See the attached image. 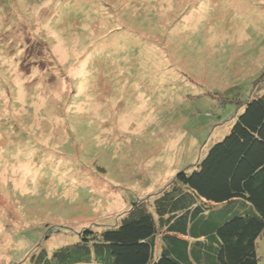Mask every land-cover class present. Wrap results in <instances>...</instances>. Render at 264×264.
Masks as SVG:
<instances>
[{
	"label": "rangeland",
	"instance_id": "rangeland-1",
	"mask_svg": "<svg viewBox=\"0 0 264 264\" xmlns=\"http://www.w3.org/2000/svg\"><path fill=\"white\" fill-rule=\"evenodd\" d=\"M80 1L0 0V264L152 201L264 90V0Z\"/></svg>",
	"mask_w": 264,
	"mask_h": 264
},
{
	"label": "trees",
	"instance_id": "trees-1",
	"mask_svg": "<svg viewBox=\"0 0 264 264\" xmlns=\"http://www.w3.org/2000/svg\"><path fill=\"white\" fill-rule=\"evenodd\" d=\"M68 3L64 9L71 8ZM73 3L81 7V15L86 11L82 1ZM263 80L264 75L257 84ZM241 104L224 137L209 144L191 168L179 171L172 185L152 201H136L114 225L80 230L78 241L50 254L42 249L35 264H259L264 90ZM14 140L24 141V148ZM14 140L4 147V156L10 154L11 160L12 152L22 148V156L32 152L33 162L45 166L30 139L15 133Z\"/></svg>",
	"mask_w": 264,
	"mask_h": 264
}]
</instances>
